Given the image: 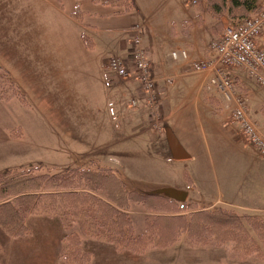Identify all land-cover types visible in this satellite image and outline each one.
Wrapping results in <instances>:
<instances>
[{
	"label": "rangeland",
	"instance_id": "obj_1",
	"mask_svg": "<svg viewBox=\"0 0 264 264\" xmlns=\"http://www.w3.org/2000/svg\"><path fill=\"white\" fill-rule=\"evenodd\" d=\"M71 2L0 0V47L3 48L0 51V87L3 94L6 93L0 97V171L30 168L34 173L51 175L72 167L102 169L122 179L127 189L173 198L181 206L175 213L182 214L184 220L194 211H211L217 206L245 213L221 203L208 207L213 197L204 194L201 187L198 190L197 186L192 191L189 189L187 177H190V168L187 161H174L164 154L160 138H153L149 130L140 133L146 124L144 126L139 120L133 128L125 127V114L142 105L141 113L146 111L150 118L147 127L153 133L161 134L164 116L159 109L160 92L157 89L152 94L151 102H147L149 97L138 87L139 93L132 96L137 100L134 105H130V95L120 90L119 85L114 98L105 99L96 94L102 89L104 75L110 77L107 83L110 84L111 95L114 93L112 88L115 80L134 82L138 86L131 68L130 77L117 79L112 71L103 68L102 62L103 58L106 62L112 55L120 56L113 42L126 35L121 27L127 25V17L123 15L116 23L114 18L107 17L110 15H84L83 25L96 23L97 26L114 27L117 30L93 32L88 27L83 30L65 13L73 10ZM141 6L134 13L139 14L146 47L147 42L151 43L152 37H156L152 24L158 27L162 15L157 0L150 4L142 2ZM108 8L112 10L111 6ZM109 9L98 11L86 7L88 13L111 12ZM146 15L148 20H145ZM174 28L179 29L177 25ZM83 31L91 38L92 48L82 46L80 33ZM126 37L130 38V34L127 33ZM141 46L143 48L142 39ZM169 49L162 48L163 51ZM144 53L147 57L145 50ZM150 68L152 75V65ZM195 74H201V88L204 89L208 77L205 73ZM249 80L264 90V86ZM65 81L68 84L67 92L72 94L83 89L92 93L98 105L82 104L80 99L75 98L67 102ZM38 83L40 88L36 91ZM235 84L236 94L244 100L240 91H236ZM40 89L42 93L38 95ZM244 104L258 127L264 130V115L255 112L251 103L246 104L244 100ZM239 137L244 141L241 133ZM113 140H117L116 146L112 145ZM236 154L239 156V152ZM236 154L235 151H226L225 163H229L228 175L233 186H242L245 157H239L236 163ZM122 211L130 217L136 234L145 230V218L157 213L140 203H130ZM251 214L257 216L259 221H264V212ZM248 221V218L242 219L253 240L248 247L227 239L220 231L218 235H209L210 239H217L216 242L210 240L196 245L189 240L185 223L183 229L175 233L174 241L167 246H151L135 254L116 250L108 243L85 236L78 223L66 230L56 216L39 213L26 216L24 222L29 229L26 236L7 238H22L23 251L21 254L15 252L13 264L18 259L20 264H58L62 236L66 231L80 234L83 249L91 254L89 264H264V235L252 232ZM220 237L224 238L222 242H218ZM4 250L3 247V253Z\"/></svg>",
	"mask_w": 264,
	"mask_h": 264
},
{
	"label": "crops",
	"instance_id": "obj_2",
	"mask_svg": "<svg viewBox=\"0 0 264 264\" xmlns=\"http://www.w3.org/2000/svg\"><path fill=\"white\" fill-rule=\"evenodd\" d=\"M114 1L116 0H72L73 10L65 13L83 30L84 27H88L93 32H116L117 29L107 28L103 25L97 26L96 23L83 25L84 15H110L107 17L114 18L116 23L118 18L126 15L128 23L125 27H121L125 30L126 35L120 36L113 42L115 48L120 52L119 55L126 56L130 49L127 33L129 34V29L133 24L141 26L139 14L134 11L142 7V2L150 4L154 0H131L132 6L129 10H125ZM157 3L162 15L161 24H158V27L152 24V30L154 32L156 30V37L153 36L151 43L147 42L146 47L144 42L146 40L142 37V45L152 65V76L157 80V91L160 92L159 109L164 116L163 131L157 135L147 127L150 118L146 111L141 113L144 107L142 105L139 109L133 108L132 111L125 114V127L131 129L139 120L144 126L146 124V129L143 128L140 133L149 130L153 134V138H160L164 154L174 161H187L190 168V177H187L190 184L189 189L192 191V188L196 189V186L197 190L198 187H201L204 194L213 197V201L208 203V207L221 203L254 214L264 212V155H259L252 146L239 137L240 126L231 118L233 104L224 100L215 88L209 90L201 88V74L190 73L187 71L188 65L172 61L169 58V53L172 50L180 48L187 51L190 61L212 58L213 54L209 49V43L221 35L226 25L233 22L222 15L219 18L221 25L214 27L216 19L206 10L205 0H200L195 5L189 4L186 0H157ZM257 3L260 7H264V0H258ZM110 6L112 10L108 8ZM77 7L81 11L80 14H76ZM86 7L98 11L105 8L111 12L106 10L104 13H88ZM148 19L149 17L146 15L145 20ZM176 25L179 27L178 30L174 28ZM84 33L88 35L86 32ZM80 40L83 47L92 48L93 43L91 47H87L82 38ZM256 43L264 48V31L257 36ZM163 47L170 49L163 51ZM0 51H3V48L0 47ZM105 60L103 58L102 62L103 68L106 70ZM53 71L50 70V73ZM229 73L236 83V91L238 89L244 96L246 104L251 103L255 112L264 115V110H262L264 108V90L255 86L249 80L253 79L241 67H232L229 69ZM164 77H171L173 82L166 84L162 80ZM109 80L110 77L104 75L101 81L102 89L96 93L98 96L105 99H110L111 96L116 97L117 85L120 90H124L130 95L129 98L139 93L138 86L134 82L118 80L117 82L115 80L112 88L114 93L111 95L110 84L107 83ZM35 88L37 91L40 88V83ZM64 89L67 102L80 99L82 104L98 105L90 92L81 89L70 94L67 92L66 81ZM41 93L42 89L39 90L38 95ZM252 120L254 121L253 118ZM258 129L264 135V130L259 127ZM116 144L117 140H113L112 145L116 146ZM226 151H235V154L239 152V156L236 154L238 159L236 163L239 161V157H245L242 186H233L231 183L227 169L229 163H225L227 160ZM208 161L211 163L210 165ZM212 173L213 175H211ZM1 238L5 249L4 253L2 251L3 263L13 264L15 252L21 254L23 251L20 240L22 238L8 239L4 235H1ZM16 264H20V259ZM50 264L52 263L50 262Z\"/></svg>",
	"mask_w": 264,
	"mask_h": 264
},
{
	"label": "trees",
	"instance_id": "obj_3",
	"mask_svg": "<svg viewBox=\"0 0 264 264\" xmlns=\"http://www.w3.org/2000/svg\"><path fill=\"white\" fill-rule=\"evenodd\" d=\"M257 1L205 0V7L216 19L213 26L219 27L222 15L237 23L257 13L260 9ZM114 2L125 10L132 6L131 0ZM80 12L77 7L76 14ZM80 34L85 45L91 47V39L84 32ZM1 90L0 87V97H4L6 93ZM130 203H140L157 212L151 218H145V230L140 234L134 233L130 217L122 211ZM180 208L171 197L127 189L122 179L102 169L72 167L51 175L34 173L30 168L3 170L0 171V264H3L1 235L26 236L29 229L24 221L30 213L56 216L66 230L78 223L85 236L108 243L116 250L135 254L151 246H167L185 223L188 238L196 245L210 240L216 242L217 239H210L209 235H218L220 231L227 239L248 247L253 240L242 223L243 218H248L252 232L264 235V221H259L251 213H238L232 208L217 206L211 211H194L184 220L182 214L175 213ZM223 239L218 238V242ZM58 259V264H89L91 254L83 249L79 233H64Z\"/></svg>",
	"mask_w": 264,
	"mask_h": 264
},
{
	"label": "built area",
	"instance_id": "obj_4",
	"mask_svg": "<svg viewBox=\"0 0 264 264\" xmlns=\"http://www.w3.org/2000/svg\"><path fill=\"white\" fill-rule=\"evenodd\" d=\"M196 4L200 0H186ZM264 30V7L257 13L244 18L242 21L228 24L224 27L219 38L209 43L212 58L189 60L185 49L172 50L169 57L188 65V70L195 73H205L208 77L205 82L207 90L215 88L224 100L233 104L231 117L240 126V133L254 149L264 155V135L259 131L256 123L251 119L244 100L235 92L234 82L229 69L232 66H242L249 77L256 83L264 86V49L256 43L257 36ZM142 28L135 24L130 29L129 52L126 56H110L105 66L111 70L117 79L130 77L131 68L135 73V80L139 89L148 96L151 102L157 89V80L150 74L151 64L141 46ZM166 84H171V77H164ZM134 97L129 99L130 105L136 104Z\"/></svg>",
	"mask_w": 264,
	"mask_h": 264
}]
</instances>
